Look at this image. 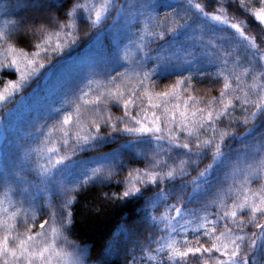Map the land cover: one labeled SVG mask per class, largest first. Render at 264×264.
Masks as SVG:
<instances>
[{"label": "snow or ice", "instance_id": "1", "mask_svg": "<svg viewBox=\"0 0 264 264\" xmlns=\"http://www.w3.org/2000/svg\"><path fill=\"white\" fill-rule=\"evenodd\" d=\"M215 4L208 12L199 0H31L37 12L63 18L52 14L28 29H0V69L19 74L0 89V113L9 123L26 107L28 97L15 100L18 95L34 81L29 95L35 93L40 82L63 71L66 51L81 39L80 23L94 33L89 44H98L101 36L112 38L110 54L81 65L80 83L68 84L58 106L49 105L42 116L31 119L35 131L20 136L28 146L11 168H0V264H83L84 249L77 254L66 248L75 194L113 179L114 170L125 166V155L147 158L148 150L153 151L149 165L131 169L118 182L124 190L111 194L113 199L145 202L144 230L153 231L141 247L144 264H264V0ZM160 8L172 11L161 18ZM240 16L257 22L261 42ZM18 30L31 32L33 51L10 43ZM157 41L163 43L151 49ZM147 61L154 66L143 71ZM124 63L130 67L112 74ZM177 71L190 74L155 91L154 76ZM193 74L220 83L219 95H191ZM184 93H189L186 99ZM14 101L16 108L4 112ZM113 106L123 114L115 116ZM237 124L252 127L237 136ZM102 126L109 129L107 135ZM125 135L132 139L99 151ZM94 150L99 154L74 159ZM209 155L211 162L187 179L188 169L195 171ZM33 174L34 180L27 179ZM257 181L259 187L253 188ZM53 196L60 197L59 204ZM173 197L175 203H169ZM201 203L200 208L188 207ZM160 204L164 214L153 215L149 209ZM38 210H46L47 218L33 231ZM249 225L256 230L247 231ZM140 228L135 222L121 225L112 246L119 247L122 236L130 239ZM129 264H138L137 258Z\"/></svg>", "mask_w": 264, "mask_h": 264}, {"label": "trees", "instance_id": "2", "mask_svg": "<svg viewBox=\"0 0 264 264\" xmlns=\"http://www.w3.org/2000/svg\"><path fill=\"white\" fill-rule=\"evenodd\" d=\"M171 2H175V0H171ZM199 2L204 4L205 10L208 12H210L212 6L215 5L213 4L215 0H200ZM30 3L31 0H0V29L9 30L13 25H17L18 29H28L32 26L34 21L36 23L43 22L42 17L52 14L63 18L60 13L37 12L30 6ZM256 6L259 5L257 4ZM171 11L172 9H158L161 18L164 17L166 12ZM234 12V9H229L230 15L234 14ZM236 14L239 15L238 13ZM239 18L248 20L253 35L258 33V24L251 17L240 16ZM24 21H28V24L22 23ZM109 23H111V21H109ZM142 23L143 21L141 20L140 24L133 25L134 30H138L142 26ZM79 31L81 39L76 47L66 51L65 55L68 56V60L63 66V71L46 82H40V86L35 93L29 95L32 93V89L36 87V82L34 81L31 87L26 88L18 95L15 100H19L20 96L28 97L26 107L24 110L16 113L10 123L9 119L4 117L3 113H0V118H2V122H0V168H11L17 161V154H22L23 149L28 146L24 139H20V136L23 132L29 130L35 131V129L31 127V119L33 117L42 116L49 105L56 104L58 106V101L68 84L75 86L80 83L83 77V73L80 71L81 65L92 59H99L102 56L110 54L112 50L111 36H101L98 44H89L88 40L94 34L93 31L89 29L86 23H80ZM257 37H259V35ZM34 42L35 38L31 32L25 34L19 30L13 33L10 41V43L15 44L17 49H24L27 52L34 50L32 47ZM159 43L163 42L157 41L151 45V49L154 50ZM0 59H3V57L0 56ZM129 60L133 63L135 62L131 54ZM52 63H55V59ZM153 66L152 61H147L142 70L147 71ZM129 67L130 65L128 63H124V66L117 65L112 74H115L116 71L123 72L125 68ZM208 70L215 72L216 68L211 67ZM189 74V71H183L182 73L177 71L172 74L158 73L153 77L156 82L155 91H164L174 84L176 80L181 79L183 76H188ZM18 75L19 74L11 68L0 69V89L4 87L6 82L17 80ZM192 84L193 89L190 94L203 97L204 99L218 96L222 86L220 83H212L208 79H202L200 76L194 74ZM188 95L189 93H184L183 97L186 99ZM14 108H16L15 101L8 104L4 112ZM111 110L115 116H121L123 114L122 110L115 106H113ZM133 113L135 114V110H133ZM149 115H151V109H149ZM235 115L240 117L242 113L238 109ZM40 122L43 123L44 121L41 119ZM256 123L259 124L260 121L258 120ZM225 124L226 121L221 122L220 127H224ZM249 127H252V125H234L235 134L237 136L243 135ZM259 131L261 130H258V132ZM108 132L109 129L102 126V133L107 135ZM32 139H34V137ZM127 139H132V137L125 135L123 139L112 144L111 147H104L99 151L109 152ZM17 143L21 145L20 148L17 147ZM236 146L239 147V144ZM99 151L81 152L78 154V157H74V159H88L91 156L98 155ZM164 155L165 158H167V154ZM152 157V150H148L147 158L144 156L129 157L125 155L122 157L125 166L122 169L117 167L114 170L116 175L113 179L105 180L103 183H97L95 185L90 184L75 194L76 200L71 209L73 213V223L65 233L69 242L66 248L70 253L77 254L79 249H84L83 264H129L133 256L137 258L138 264H144L143 260L140 259L143 255L141 247L147 242L148 233L153 231L151 228H147L146 231L144 230L146 227L143 224L145 202L143 199L137 202L134 197L125 200L113 199L111 198V194L122 192L124 190V184L118 182L123 181L131 169H143L147 167ZM210 162L211 156L209 155L208 158L204 159L196 166L195 171L189 168L190 175L187 179L190 180L192 177L196 176L197 172ZM240 166L243 167V165ZM27 179L34 180V174L27 176ZM259 184L260 182L257 181L253 183L252 187L257 188ZM105 193L109 194L108 197H105ZM13 199L18 200L19 197L14 196ZM53 199L56 204H59V196H53ZM169 203H175V198H171ZM229 203H231V201H229ZM40 207H43V201H41ZM188 207L200 208L203 207V203L190 204ZM149 210L153 215L159 216L164 214L165 206L164 204H160L157 208ZM210 210L215 211L216 209L213 207ZM45 218H47L46 210L44 212L38 210V219L33 231L39 230V221ZM245 219H247V217H245ZM134 222L141 224V228L137 229L130 239L122 236L121 245L119 247H113V238L114 235L117 234L119 227L121 225L131 226ZM20 230L23 231L24 229L21 228ZM246 230L251 232L256 229L249 225ZM189 238H192L191 232H189ZM137 239H139L138 244L134 243ZM153 247H155V245H153Z\"/></svg>", "mask_w": 264, "mask_h": 264}, {"label": "rangeland", "instance_id": "3", "mask_svg": "<svg viewBox=\"0 0 264 264\" xmlns=\"http://www.w3.org/2000/svg\"><path fill=\"white\" fill-rule=\"evenodd\" d=\"M200 1V0H199ZM202 3V2H201ZM213 4H215V2H213ZM217 7V5L215 4V5H213L212 6V8H211V11L210 12H212L215 8ZM257 28H259V25H257ZM259 30V29H258ZM255 35H259V31H258V33H255ZM258 42H260V40H259V37H258Z\"/></svg>", "mask_w": 264, "mask_h": 264}]
</instances>
